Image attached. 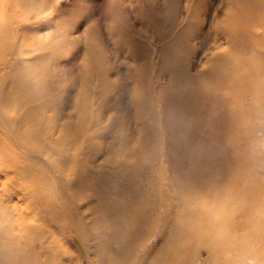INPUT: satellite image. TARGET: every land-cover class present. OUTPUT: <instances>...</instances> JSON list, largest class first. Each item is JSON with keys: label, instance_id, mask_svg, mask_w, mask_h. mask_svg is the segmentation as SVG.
I'll list each match as a JSON object with an SVG mask.
<instances>
[{"label": "rangeland", "instance_id": "obj_1", "mask_svg": "<svg viewBox=\"0 0 264 264\" xmlns=\"http://www.w3.org/2000/svg\"><path fill=\"white\" fill-rule=\"evenodd\" d=\"M9 1L14 30L8 41L15 42L10 58L17 62L0 70L10 75L1 97L11 109L29 101L30 111L17 123L0 124V147L8 151L12 136L50 147L59 133L63 144L77 119L68 114L89 107L88 121L101 116L105 125L102 160L118 170L139 150L153 151L165 159L158 171L185 193L186 222L211 220L197 227V264H249V242L263 241L248 227L251 206L264 205V165L257 158L258 165L252 164V150L262 144L259 138L250 143V109L240 95L232 97V74L221 66L215 74L199 69L207 60L205 45L219 35L213 14L223 18L227 11L247 20L264 49V8L255 0ZM187 2L193 7L183 23ZM235 42L241 60L249 62L254 44L242 37ZM32 104L38 110L31 111ZM217 104L221 123L214 117ZM180 123L186 133L180 134ZM75 191L78 199L92 192ZM198 208L200 215H190Z\"/></svg>", "mask_w": 264, "mask_h": 264}, {"label": "bare ground", "instance_id": "obj_2", "mask_svg": "<svg viewBox=\"0 0 264 264\" xmlns=\"http://www.w3.org/2000/svg\"><path fill=\"white\" fill-rule=\"evenodd\" d=\"M254 2L257 8H264V0ZM11 3L0 0V70L17 62L10 58L15 42L8 41L14 30ZM184 5L187 15L180 19L183 23L193 7L188 2ZM211 20L219 35L205 45L207 60L199 72L215 74L221 66L222 72L227 69L232 74V97L240 95L247 104L245 109H250L247 136L251 145L258 138L262 144L252 150V164L258 165L257 158L263 166L264 49L257 41L261 34L251 30L247 20L235 19L227 11L223 18L213 14ZM235 20L243 27L233 25ZM237 37L247 38L255 46L249 62L241 60ZM9 77L6 72L0 74L3 103L1 96ZM27 104L20 103L13 109L12 104L0 105V124L10 119L17 123L24 112L30 111ZM36 107L32 104L31 111L38 110ZM221 108L217 104L218 115H214L220 123L224 115ZM79 109L76 114H68L77 119L69 130L71 137L63 144L59 133L51 136L50 147L49 143L38 147L17 136L9 140L8 151L0 147V264H83L84 257L91 264H182L183 259L184 264L188 260L197 264V247L201 244L197 227L211 220L196 219L192 225L186 222L188 211L182 200L185 193L182 189L176 191L169 176L158 171L165 159L152 150L141 149L116 170V165L101 159L105 133L101 116L89 122L90 108ZM178 130L180 134L187 132L181 123ZM79 187L82 191L86 187L92 190L89 196L85 192L86 200L76 198L75 189ZM87 207L89 210H84ZM199 210H192L190 215H200ZM251 212L249 231L251 235H262L263 241L260 237L249 242V264H264V219L258 222L264 215V205H252ZM111 252L114 255H109Z\"/></svg>", "mask_w": 264, "mask_h": 264}]
</instances>
